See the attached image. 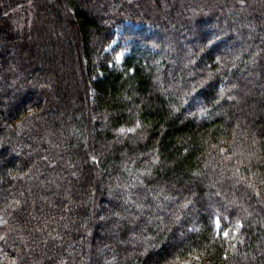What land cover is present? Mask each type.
Segmentation results:
<instances>
[{
    "label": "trees",
    "instance_id": "1",
    "mask_svg": "<svg viewBox=\"0 0 264 264\" xmlns=\"http://www.w3.org/2000/svg\"><path fill=\"white\" fill-rule=\"evenodd\" d=\"M262 178L264 0H0V264H264Z\"/></svg>",
    "mask_w": 264,
    "mask_h": 264
},
{
    "label": "rangeland",
    "instance_id": "2",
    "mask_svg": "<svg viewBox=\"0 0 264 264\" xmlns=\"http://www.w3.org/2000/svg\"><path fill=\"white\" fill-rule=\"evenodd\" d=\"M124 25L129 26V25H131V23L129 21H125ZM120 32H121V28H118L116 30V33L118 34ZM117 43H118V38H115V40L108 47L107 51H112V49L116 47ZM127 52H128V50H126L125 48L120 49L115 55V61L120 63L123 60V58L125 57V55L127 54ZM216 228H217V225H216ZM237 228H238V226H234V227L230 226L228 228L223 229V231H221V232H222V234H223L224 231L229 233V231L231 230L232 234H234L236 232ZM218 232H220V231H218Z\"/></svg>",
    "mask_w": 264,
    "mask_h": 264
},
{
    "label": "snow or ice",
    "instance_id": "3",
    "mask_svg": "<svg viewBox=\"0 0 264 264\" xmlns=\"http://www.w3.org/2000/svg\"><path fill=\"white\" fill-rule=\"evenodd\" d=\"M202 111H203V110H202ZM119 131H120L121 133H123V132H125V129L121 128ZM127 131H128V132H134L135 129H134V128H129V129H127ZM222 151H223V150H222ZM93 159H95V157H93ZM259 183H260V184H264V178L260 179ZM249 186H252V185L250 184ZM256 195L259 196V195H260V192L257 191V192H256ZM220 221H221V218H220V217H216L215 220H214V223L217 225V229H218V231H222V229L220 228ZM223 235H224L225 237H227V236L229 235V233L226 232V231H224V232H223Z\"/></svg>",
    "mask_w": 264,
    "mask_h": 264
}]
</instances>
